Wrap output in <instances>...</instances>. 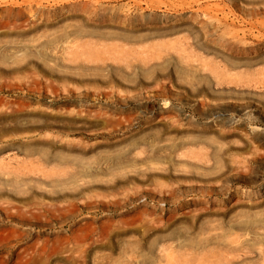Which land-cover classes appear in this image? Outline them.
Listing matches in <instances>:
<instances>
[{
	"label": "rangeland",
	"instance_id": "1",
	"mask_svg": "<svg viewBox=\"0 0 264 264\" xmlns=\"http://www.w3.org/2000/svg\"><path fill=\"white\" fill-rule=\"evenodd\" d=\"M23 1L0 0V264H264V0H36L35 42Z\"/></svg>",
	"mask_w": 264,
	"mask_h": 264
},
{
	"label": "bare ground",
	"instance_id": "2",
	"mask_svg": "<svg viewBox=\"0 0 264 264\" xmlns=\"http://www.w3.org/2000/svg\"><path fill=\"white\" fill-rule=\"evenodd\" d=\"M36 3V0H24L22 4H20V8L18 10H13L11 9L10 12L12 14L13 17H16V21H31L32 22V26H30L28 29H25V30H20V31H15L16 29H14L13 31H11V34L12 35H17V36H21V37H24V38H28V37H31L34 33V31L36 30V27L38 28V23H37V13H38V10H35L33 8L34 4ZM40 12V11H39ZM42 12V11H41ZM10 14V15H11ZM37 19V20H36ZM92 38V37H91ZM29 41H32V42H35L36 40L34 39V37H31L30 39L28 38ZM80 41L78 42L77 46L78 48L79 47H86V46H99L98 42H94V41H91L90 40H83L82 38L79 39ZM126 42H131V36H127L126 37ZM31 44V43H30ZM161 44H163V42H161ZM102 45V44H101ZM100 45V46H101ZM164 45V44H163ZM161 45V46H163ZM117 47V53L119 55L121 54H125V52H127L128 54H135L137 53L138 51L133 48L132 46H128L127 48H124L123 46H116ZM150 47V46H149ZM156 47V46H155ZM91 48V47H90ZM145 55H148V53L150 52V49L148 48V46H145ZM164 49V47H163ZM75 50V49H74ZM153 51V50H152ZM150 54V53H149ZM157 55V54H156ZM158 58V57H157ZM203 205V204H202ZM188 228H191V227H188ZM156 230V229H155ZM187 231V229H186ZM186 234V233H184ZM167 238V237H166ZM192 242V241H191ZM171 246V245H170ZM171 247H174V246H171ZM170 247V249H171ZM188 248V246H187ZM168 250H169V247H168ZM209 250V249H208ZM166 251V250H165ZM211 251V250H210ZM171 253H169L170 255L172 254V252L174 251H170ZM177 252V251H176ZM213 252V251H212ZM182 253V252H181ZM234 253V252H233ZM174 254H176L174 252ZM173 254V255H174ZM179 254V253H178ZM191 254V253H190ZM197 254V253H196ZM209 254V253H208ZM177 255V254H176ZM187 255V254H186ZM167 256V255H166ZM175 256V255H174ZM183 256V255H182ZM189 257V256H188ZM183 258V257H182ZM186 258V257H185ZM205 258V257H204ZM176 259V258H175ZM181 261H184L183 260H180V263ZM193 261V260H192ZM255 261V260H254ZM168 262V261H167ZM176 262V261H175ZM178 262V261H177ZM198 262V260H197ZM204 263V261H202ZM212 262H215V261H212ZM244 262V261H243ZM195 263V262H194ZM217 263V262H216ZM168 264V263H167ZM170 264H174V261L170 260ZM192 264V263H191ZM205 264V263H204ZM215 264V263H214ZM232 264V263H231Z\"/></svg>",
	"mask_w": 264,
	"mask_h": 264
}]
</instances>
